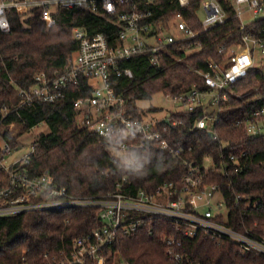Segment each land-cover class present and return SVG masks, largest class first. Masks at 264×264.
<instances>
[{
	"label": "trees",
	"instance_id": "trees-1",
	"mask_svg": "<svg viewBox=\"0 0 264 264\" xmlns=\"http://www.w3.org/2000/svg\"><path fill=\"white\" fill-rule=\"evenodd\" d=\"M201 0L181 5L178 0H156L141 8L151 9L153 20H166L181 11L189 25L197 31L193 38L177 41L158 52H143L123 59L133 76H122L117 87L126 99V109L133 117L143 118L146 109L139 105L163 91L172 98L196 88L214 89L206 81L209 63L225 62L230 53L243 46L245 30L264 26V17L246 24L238 16L204 29L198 15ZM230 14L234 11L230 6ZM127 5H120L124 9ZM56 22L47 26L41 8L31 6L27 12L8 9L10 30L0 29V130L17 148L25 144L23 135L40 124L48 127L34 139L35 151L27 165L31 175L50 171L55 183L77 195H105L117 190L136 194L141 189L152 192L163 182H173L179 189L188 172L184 160H196L207 183L220 186L229 208L228 223L234 228L258 237L264 236V133L252 135L247 121L264 106V58L254 64L245 76L230 82L220 91L217 116L205 127L197 120L205 115L202 103L189 110L171 112L157 119L176 147L173 155L162 147L159 139H146L141 134L123 137L124 151L115 147L113 139L104 137L80 120L74 106L79 93L69 92L54 101L36 98L21 104L17 87L28 88L35 74L45 71L51 78L74 58L79 44L74 29L83 26L90 32L102 31L108 39L119 43L118 13L109 14L83 9L53 7ZM226 94V98L224 97ZM150 110L157 109L150 107ZM18 128V130H17ZM207 160L211 163L207 167ZM207 169V170H206ZM6 171L0 168V179ZM119 183L121 186L119 187ZM97 207H59L0 216V264H57L68 251L72 240L104 225ZM137 231L121 233L104 246L105 264H264L254 252L241 253L237 245L226 239L208 236L185 237L180 246L187 260L178 263L167 253L162 233L174 232L171 223L162 218L144 217ZM84 264H96L88 259Z\"/></svg>",
	"mask_w": 264,
	"mask_h": 264
},
{
	"label": "built area",
	"instance_id": "built-area-1",
	"mask_svg": "<svg viewBox=\"0 0 264 264\" xmlns=\"http://www.w3.org/2000/svg\"><path fill=\"white\" fill-rule=\"evenodd\" d=\"M154 1L0 0V29L3 31L11 27L7 15L10 7L22 13L31 6H39L41 18L48 27L56 22L52 12L55 6L118 13V19L114 20L120 27L118 44L112 43L102 31L90 32L86 27H75L74 37L79 47L74 58L58 70L55 77L51 78L45 71H39L35 74L34 83L28 88L18 86L21 104H30L36 98L54 101L65 97L68 91L79 93L74 106L79 110L80 120L100 135L113 139L120 151L128 146L122 140L123 137L141 134L146 139H159L163 148L178 155L182 147L172 145L167 136V126L160 128L156 119L133 117L126 109L123 93L117 89L122 76H133L130 67L121 65L123 59L150 52L153 61H157L158 52L168 45L193 38L198 33L181 11L166 20L150 19L152 10L141 8L139 2L149 4ZM178 2L186 5L190 0ZM120 5L127 7L120 10ZM225 5L230 6L234 13L230 14ZM199 9L206 14L201 20L205 30L233 16L242 19L241 27L245 29L246 24L264 17V0H201ZM248 13L253 18H246ZM243 41L238 51L230 53L228 60L232 63L226 69L225 62L209 63L210 70L205 72V77L213 91L204 92L194 88L173 98L189 110L205 104V115L197 120L198 127H205L210 120L217 119L211 112L218 105L220 91L228 83L247 74L254 64L256 53L264 57V26L257 31L245 30ZM208 95L209 100L205 102L203 99ZM263 115L264 106H261L252 113L255 119L247 121L252 135L261 133L259 121ZM35 147L36 144L32 142L28 152L18 155L22 147H14L0 130V168L6 171V175L0 179V216L38 209L90 206L99 209V218L104 222L103 226L76 236L71 248L61 251L63 256L57 264H84L88 259H94L96 264H105L102 253L104 246L115 241L121 233L137 231L144 225V217L162 218L171 223L174 232H165L161 236L166 242L170 258L178 263L187 260L180 250L183 238L199 235L232 241L239 252H254L264 258V236L242 232L227 222L229 208L225 196L218 184L205 181L201 165L196 160H184L188 172L183 177L180 189L173 182L165 181L152 192L141 189L131 194L119 189L105 195H77L70 193L64 186H58L48 170L30 174L27 165L32 161Z\"/></svg>",
	"mask_w": 264,
	"mask_h": 264
},
{
	"label": "rangeland",
	"instance_id": "rangeland-1",
	"mask_svg": "<svg viewBox=\"0 0 264 264\" xmlns=\"http://www.w3.org/2000/svg\"><path fill=\"white\" fill-rule=\"evenodd\" d=\"M198 15H199V18L202 20L206 14H205L204 10L199 9ZM249 17L253 18L252 14H249V13L246 14V18H249ZM257 54L259 55L257 63L260 64L261 59H262V54H260L259 52ZM203 100L205 102H207L209 100V95H208V97H205ZM139 105L146 109V114H144V116H143V119H145V120H148V119H156L157 120V119L166 118V116H168L171 112L176 111L178 109H181L183 107L182 103L178 102V100H174L170 96H167L163 91H159V92L154 93L151 98L140 100ZM152 106L156 107L157 109L150 110L149 108ZM207 108L209 110L212 109L211 106H209V105L207 106ZM259 123H260L259 130L261 131V133H264V115H263L262 119L259 121ZM47 129H48V127L46 125L40 124V125L34 127L30 133L23 135V140H24L25 144L20 149V152L18 153V155H21V154L28 152L31 148V143H32L33 139L40 132L46 131ZM17 130H18V128H17ZM210 163H211V161L207 160L206 166L208 167Z\"/></svg>",
	"mask_w": 264,
	"mask_h": 264
},
{
	"label": "water",
	"instance_id": "water-1",
	"mask_svg": "<svg viewBox=\"0 0 264 264\" xmlns=\"http://www.w3.org/2000/svg\"><path fill=\"white\" fill-rule=\"evenodd\" d=\"M165 120H166V121H169V119H168V118H166Z\"/></svg>",
	"mask_w": 264,
	"mask_h": 264
}]
</instances>
